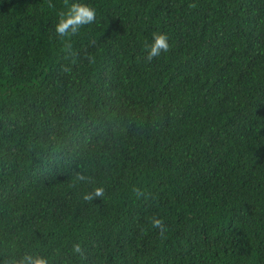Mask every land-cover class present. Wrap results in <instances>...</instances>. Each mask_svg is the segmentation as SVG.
<instances>
[{"label":"trees","instance_id":"1","mask_svg":"<svg viewBox=\"0 0 264 264\" xmlns=\"http://www.w3.org/2000/svg\"><path fill=\"white\" fill-rule=\"evenodd\" d=\"M70 2L0 0V264H264V0Z\"/></svg>","mask_w":264,"mask_h":264},{"label":"clouds","instance_id":"2","mask_svg":"<svg viewBox=\"0 0 264 264\" xmlns=\"http://www.w3.org/2000/svg\"><path fill=\"white\" fill-rule=\"evenodd\" d=\"M96 19V9L82 0H71L67 4L64 11L58 14L57 22L54 25V31L58 37H68L75 34L80 29L81 25H87L94 22ZM146 53L145 59L152 60L157 57L162 51H167L169 48L168 37L164 32H153L150 43L145 45ZM77 180H85L86 177L77 174ZM104 193L103 186H96L91 192L83 194L84 200H91L94 197H101ZM153 226H161V219L153 217L150 220ZM71 251L76 254L82 252L79 242L73 243ZM13 264H49V258L39 254L25 253L20 259L14 260Z\"/></svg>","mask_w":264,"mask_h":264}]
</instances>
